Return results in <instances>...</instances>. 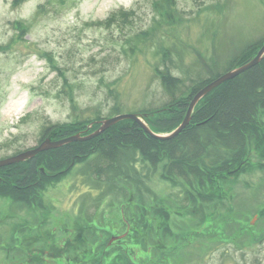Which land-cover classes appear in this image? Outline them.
I'll list each match as a JSON object with an SVG mask.
<instances>
[{"label": "rangeland", "instance_id": "1", "mask_svg": "<svg viewBox=\"0 0 264 264\" xmlns=\"http://www.w3.org/2000/svg\"><path fill=\"white\" fill-rule=\"evenodd\" d=\"M153 1L0 0V159L40 145L53 127L63 139L91 136V122L119 114H144L150 128L186 116H149L171 102L170 73L188 90L264 43V0H173L168 15ZM248 155L250 169L191 202L164 164L144 178L147 191L74 163L41 205L0 197V264H264V141Z\"/></svg>", "mask_w": 264, "mask_h": 264}, {"label": "trees", "instance_id": "2", "mask_svg": "<svg viewBox=\"0 0 264 264\" xmlns=\"http://www.w3.org/2000/svg\"><path fill=\"white\" fill-rule=\"evenodd\" d=\"M153 4L156 11L161 14L162 11H168V15L169 9L175 3L173 0H154ZM134 13L135 9L123 11L125 22L130 19L129 15L134 16ZM22 27L19 29L23 30ZM153 31L154 28L146 33ZM260 46L253 44L243 51L233 61L230 69L255 57ZM167 79V89L172 94L171 102L166 107L152 110L149 116L156 113L161 115L168 111L172 113L177 109L183 112L190 105L196 90L209 82L204 80L193 84L188 90H183V79L175 77L174 80L171 73ZM262 111L264 58L255 67L216 86L206 94L195 107L189 125L173 139L160 140L150 136L142 126L130 118L118 121L91 140H76L41 151L25 161L1 166L0 197H12L27 207L41 205L42 193L50 182L61 179L76 163L88 160L92 172L99 177L98 181L105 176L104 182L115 184L116 175L118 181L129 185L135 183L138 189L143 184L147 191L149 187L145 179H150L164 164L163 168L169 170L170 176H177L187 182L185 199L198 200L200 195L197 197V189L210 183L226 182L230 177L250 169L247 163L249 148L255 142L259 145L264 141V122L259 118ZM184 117V114L180 116L176 113L171 119H162L157 124L158 128H152L160 134L170 133L180 125ZM95 121L90 124L94 127L92 129L100 126L101 119ZM64 135L66 131L63 128L53 127L46 132V137L56 139ZM138 155H142L144 159L141 172L136 165ZM201 205L194 210L200 211L198 209ZM161 214L165 216L166 213ZM135 258L129 257L132 264H136Z\"/></svg>", "mask_w": 264, "mask_h": 264}, {"label": "water", "instance_id": "3", "mask_svg": "<svg viewBox=\"0 0 264 264\" xmlns=\"http://www.w3.org/2000/svg\"><path fill=\"white\" fill-rule=\"evenodd\" d=\"M264 58V43L262 47L258 50L257 54L255 57L252 59L248 60L246 63L242 65H238L233 69H230L226 71L224 74L218 76L215 78V80L207 83L202 87L201 89L197 90V92L193 95V98L190 101V105L186 111V116L184 117L183 121L180 123V125L175 128L172 132L170 133H165V134H158L156 133L150 126L147 125V123L144 121V114H136V113H128V114H119L117 117H112V118H106L105 120L100 121V126L97 129V131L92 134L91 136H83L80 133L74 134L72 136L65 137L60 140H51V137H47L43 142H41L40 145L30 148V150H26L23 152H20L18 155L14 156H9L6 159H0V167L1 166H7L11 163H19L20 161H25L27 159H30L32 157H35L36 155L40 154L41 151L44 150H49L54 147H60L63 146V144L74 142L76 140H85L88 137H93L98 134H101L108 129V127L116 124L118 121L124 120V119H134L140 126H142L146 132L153 137H156L160 140L162 139H173V137H176L178 134H180L191 122L193 115H194V109L199 103V101L204 98L206 94L211 92L216 86H219L223 83H225L229 79H233L236 77L238 74L243 73L247 71L248 69H251L258 65ZM123 236V235H122ZM122 236H112L111 242L114 241L117 238H121Z\"/></svg>", "mask_w": 264, "mask_h": 264}, {"label": "bare ground", "instance_id": "4", "mask_svg": "<svg viewBox=\"0 0 264 264\" xmlns=\"http://www.w3.org/2000/svg\"><path fill=\"white\" fill-rule=\"evenodd\" d=\"M206 84H207V83H206ZM202 87H204V86H202ZM202 87L198 88L197 90L201 89ZM197 90H196V91H197ZM197 105H198V104H197ZM156 133H157V132H156ZM158 134H160V133H158ZM162 134H165V133H162ZM162 134H161V135H162Z\"/></svg>", "mask_w": 264, "mask_h": 264}]
</instances>
